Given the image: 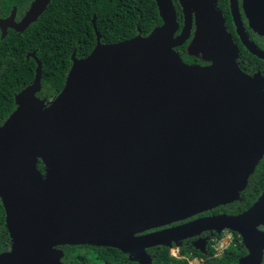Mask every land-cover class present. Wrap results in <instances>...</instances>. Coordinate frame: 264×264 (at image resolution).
<instances>
[{
	"label": "water",
	"instance_id": "obj_1",
	"mask_svg": "<svg viewBox=\"0 0 264 264\" xmlns=\"http://www.w3.org/2000/svg\"><path fill=\"white\" fill-rule=\"evenodd\" d=\"M178 1V35L172 0H155L161 25L116 43H102L96 32L86 57L72 53L62 90L51 100L37 96L41 63L31 53L33 82L15 95L16 108L0 126V198L11 240L0 264H65L57 247L82 244L152 264L146 252L152 246L225 230L247 250L237 264H262L264 189L239 214L138 234L236 200L264 154L262 80L242 72L226 52L207 66L186 64L174 47L189 38L193 12L192 52L210 49L213 34L219 39L225 28L211 0ZM244 2L249 26L264 35V0ZM42 7L35 2L32 20ZM231 13L242 42L264 58L236 0ZM208 238L195 247L205 252Z\"/></svg>",
	"mask_w": 264,
	"mask_h": 264
},
{
	"label": "trees",
	"instance_id": "obj_2",
	"mask_svg": "<svg viewBox=\"0 0 264 264\" xmlns=\"http://www.w3.org/2000/svg\"><path fill=\"white\" fill-rule=\"evenodd\" d=\"M174 7L177 15L180 14L177 2H174ZM177 20L181 26V19ZM161 24L155 0H51L47 11L33 23L27 35L0 42V122L16 108L14 95L33 82L37 64L32 57L26 59L28 52L34 51L41 63V89L37 96L51 100L62 90L72 65V53L76 58H84L95 47V32L102 43H116L136 36L138 30L146 36ZM41 164L39 161L37 167L42 173ZM263 189L264 154L236 200L197 215L239 214L253 204ZM223 232H210L213 234L205 252L196 248L188 238L178 247L181 257L171 256L169 246L162 245L147 249V253L152 264H189L191 258L202 259L200 264H237L247 250L236 232L229 231L234 236V244L215 255L212 242ZM9 244L4 211L0 205V253L9 250ZM57 249L62 251L61 261L65 264H138L130 260L127 253L108 246L62 245Z\"/></svg>",
	"mask_w": 264,
	"mask_h": 264
},
{
	"label": "flooded vegetation",
	"instance_id": "obj_3",
	"mask_svg": "<svg viewBox=\"0 0 264 264\" xmlns=\"http://www.w3.org/2000/svg\"><path fill=\"white\" fill-rule=\"evenodd\" d=\"M37 1L41 2L43 7H42V10L32 20L30 11L33 9L34 4ZM50 1L51 0H0V42L17 40L18 38L24 37L25 35H27V32L30 29V27L33 25V23L37 22L40 16L44 12L47 11ZM174 2H177L180 8V14L178 15L175 10L176 16L182 21L181 26L178 22L179 28L177 29L174 35L176 36L180 33L181 28L183 26V16H182V8H181L179 1L172 0L173 6H174ZM211 2L214 6V9L220 13L221 17H219V21L221 20V23H223V26L225 28V34H221V33L219 34V39L221 41L216 37L218 36V32H215L212 36V47L208 49L207 51H202V52L193 51L192 52L189 49L190 47L189 45L192 44L191 41L193 40L194 35L196 33L195 13L193 12V27H192L190 36L184 43L174 47V50L179 54L181 59L186 64L199 65V66L210 65L217 59V56L220 52H226L234 59L236 65L242 72H244L246 75L252 78L258 77L259 79L262 80V88L264 91V58H261L257 56L256 54H253L242 42V39L240 38V35L238 34L236 30V25L233 19V15L231 13V0H211ZM236 3L238 6V11L240 14L242 25L246 31V34L249 40L252 41L259 50L264 51V35L259 34L258 32L254 31L249 26V20L244 11V5H245L244 0H236ZM214 16L216 17V19H218V15L214 14ZM207 21L208 19L206 17H205V20L199 21V24H198V27H199L198 30L200 31L199 37L202 35L204 26L207 23ZM138 31L140 33V30ZM95 35L97 38L96 32H95ZM31 53H35V52L34 51L28 52L25 56L26 59L30 57L34 59ZM15 95H14V102H15ZM6 119L0 122V126L4 123ZM41 165L43 168L42 174H44L45 166L43 163ZM0 205L4 211V216H5V209H4L1 198H0ZM200 216H203V215H197L194 217L192 216V218L190 217L185 220L173 222L165 226H160V227L152 228L149 230H145L138 234H145V233H149L153 231H158L165 227L174 226V225L186 222L188 220H191V219H194ZM212 234L213 233L206 231L200 234L199 236H195L190 239H192V243H194L196 242L198 238L209 237L206 241V245H207L208 241L212 238ZM10 245H11V240H10L9 248H10ZM156 246H159V245H156ZM156 246H152L150 248H154ZM146 252H147V249H146ZM127 260H129L128 257H127Z\"/></svg>",
	"mask_w": 264,
	"mask_h": 264
},
{
	"label": "built area",
	"instance_id": "obj_4",
	"mask_svg": "<svg viewBox=\"0 0 264 264\" xmlns=\"http://www.w3.org/2000/svg\"><path fill=\"white\" fill-rule=\"evenodd\" d=\"M214 240H215V245L213 246V248L214 250L218 251L217 253H215V255H220L224 249L234 244V236L229 231H224L219 239H214Z\"/></svg>",
	"mask_w": 264,
	"mask_h": 264
},
{
	"label": "rangeland",
	"instance_id": "obj_5",
	"mask_svg": "<svg viewBox=\"0 0 264 264\" xmlns=\"http://www.w3.org/2000/svg\"><path fill=\"white\" fill-rule=\"evenodd\" d=\"M215 245V240L212 242V246ZM180 246V243H173L172 245H170V250H169V253L171 256H174V257H180L179 256V253H178V247ZM215 253H217L218 251L214 250ZM190 262L189 264H200L202 259H198V258H191L189 259Z\"/></svg>",
	"mask_w": 264,
	"mask_h": 264
}]
</instances>
